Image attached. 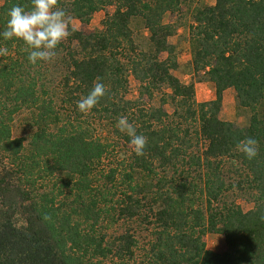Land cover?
<instances>
[{
	"label": "trees",
	"instance_id": "16d2710c",
	"mask_svg": "<svg viewBox=\"0 0 264 264\" xmlns=\"http://www.w3.org/2000/svg\"><path fill=\"white\" fill-rule=\"evenodd\" d=\"M187 1L58 0L67 18L84 24L108 6L115 11L99 30L68 25L55 58L35 65L22 40L0 38V264H95L97 258L113 264H264V0H217L194 11L192 66L204 71L217 95L200 104L194 87L172 74L173 30L163 23L166 12ZM16 5L30 10L32 0H0V30ZM137 18L149 32L148 50L134 38ZM129 76L140 83V97L153 99L168 88L162 106L126 100ZM98 78L105 95L82 113L77 101ZM227 88L235 90L239 107L251 111L244 127L219 117ZM168 103L175 107L174 122ZM22 111L33 129L27 145L12 132ZM122 116L147 138L144 154L133 151L120 170L97 172L110 144L96 135V123L106 122L130 144L116 127ZM247 138L258 141L251 160L236 148ZM98 181L102 186H95ZM238 193L251 198V210L235 202ZM104 219L152 225L144 256H137L139 243L129 230L117 237L100 232ZM207 233L223 235L226 250H207Z\"/></svg>",
	"mask_w": 264,
	"mask_h": 264
},
{
	"label": "rangeland",
	"instance_id": "374dc122",
	"mask_svg": "<svg viewBox=\"0 0 264 264\" xmlns=\"http://www.w3.org/2000/svg\"><path fill=\"white\" fill-rule=\"evenodd\" d=\"M217 0H188L182 3L177 11L166 12L163 15V23L171 25L172 34L168 38L169 44L175 48V57L177 61V68L172 71V74L178 78L183 85L193 86L195 92V100L197 103H209L217 99L216 87L208 80L207 75L204 71L195 70L192 66V50L190 44V25L193 23V13L196 9L206 8L213 6ZM115 11V6H108L106 9L96 12L91 21L88 24H84L78 19L69 17V24L73 28L78 30H83L86 32H92L102 28V22L105 18ZM133 28L134 38L139 43H141L142 50H148V37L149 32L144 28L142 20L133 19L131 23ZM167 57L166 53L160 55V59L164 60ZM129 87L126 95V100L136 101L141 99V101L152 105L155 108L162 106L163 97L170 93V90L166 87L163 88V92L157 91L153 99H149L147 94L143 97L141 95L140 83L134 76H129ZM165 110L172 117L170 122L174 119L173 114L175 107L171 104H165ZM251 111L245 108H241L238 105L235 90L233 88H227L222 93V103L219 111V117L223 121L231 122L237 126L244 127L249 122ZM98 132L96 135L103 138L104 141L110 144L109 154L103 159L102 166L98 168L97 172L104 171L108 173L110 169L120 170L122 167L126 166L132 157L134 151L133 147L126 142V140L120 137V133H114V129L107 127L106 122L101 123L97 121ZM33 129L30 125V116L26 111H22L15 115L12 122V132L15 138H25L26 141L24 145H27L30 139V133ZM201 151L203 146L200 147ZM2 157L0 156V163L2 162ZM229 169V167H228ZM227 171V170H226ZM229 177V173L226 174ZM120 178V177H119ZM118 178V179H119ZM100 180H103L101 178ZM95 186H102L103 181H98ZM49 185V184H45ZM52 185V184H51ZM50 186V185H49ZM120 189V187H118ZM122 190V189H121ZM120 191V190H119ZM233 199L239 205L243 211H249L253 208V202L249 196H243L238 193L234 195ZM124 221V220H123ZM100 232L108 237H117L120 234L129 230L130 233L134 234L138 240V246L136 247V253L138 257H142L148 247L147 242L150 237L152 225L147 222H142L140 219L124 221L121 223H110L106 222L105 219L100 222L97 227ZM203 240L206 244V249L222 253L226 250V245L224 237L217 233H207L204 235ZM95 264H113L111 259L97 258L94 260Z\"/></svg>",
	"mask_w": 264,
	"mask_h": 264
},
{
	"label": "clouds",
	"instance_id": "9594fccd",
	"mask_svg": "<svg viewBox=\"0 0 264 264\" xmlns=\"http://www.w3.org/2000/svg\"><path fill=\"white\" fill-rule=\"evenodd\" d=\"M7 15L9 19L6 27L0 30V38L22 40L28 51V61L33 65L38 61L48 62L55 58L59 44L69 35V20L66 12L58 8V0H32L30 10L16 5L8 11ZM105 92L106 86L99 82L98 78L87 96L77 101L78 110L88 113L99 103ZM116 127L130 138V145L135 154L142 156L147 146V138L137 134L126 116L119 118ZM236 148L251 160L258 154V141L247 138L240 141Z\"/></svg>",
	"mask_w": 264,
	"mask_h": 264
}]
</instances>
